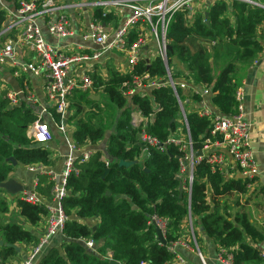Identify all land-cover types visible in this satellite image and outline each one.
I'll list each match as a JSON object with an SVG mask.
<instances>
[{"label": "trees", "instance_id": "16d2710c", "mask_svg": "<svg viewBox=\"0 0 264 264\" xmlns=\"http://www.w3.org/2000/svg\"><path fill=\"white\" fill-rule=\"evenodd\" d=\"M95 16L103 23L114 19L112 14L104 15L101 10H96ZM5 21L6 14L0 10V33ZM263 24L264 9L242 2L211 4L204 14L194 16L188 11L177 13L167 32L168 46L172 47V52L168 51V64L175 70L173 78L192 80L194 84L211 88L212 102L218 111L232 115L237 88L249 67L264 54L258 32ZM134 40L135 37L131 42ZM202 41L215 42L216 46L207 48ZM174 57L182 67L177 66ZM145 74L154 78L166 76L167 69L159 56L151 61L142 58L131 75L112 70L110 78L104 80L93 74V91L99 94V101L92 100L89 92L78 91L72 96L67 124L75 126L74 142L83 147L105 140L110 166L106 173L101 151H96L87 162L77 160L79 172L68 179V195L62 202L69 216L62 246L49 247L40 264H110L111 259L120 264H171L176 253L170 248L181 238L189 212L198 244L201 233L214 241L218 250H230L235 264H264L259 250L249 243L264 241V217L260 224L244 207L232 214L233 208L226 201L235 195L246 196L247 205L255 195L259 200L253 205L264 215V187L251 192L254 179H226L221 172H213L202 159L195 167L189 197L186 191L180 194L181 153L176 146L169 145L164 152L148 148L140 160L143 149L131 123L134 108L145 116L155 112L149 132L162 142L181 125L179 105L170 87L144 91V95H135L130 100L122 95L125 81L133 75ZM178 93L187 106L201 99L200 94H185L180 88ZM103 96L105 104L101 103ZM86 106L89 110L85 112ZM50 111L54 123L50 125L49 138L53 140V127L65 120L54 109ZM187 119L193 148L198 152L210 135V122L196 112L188 113ZM36 121L37 115L28 103L11 106L7 92L0 90V183L9 180L15 171L12 160L27 168L52 165L50 150L45 146L35 148L34 139L27 135L28 127ZM120 161L138 163L125 167L119 165ZM39 178L36 192L50 197L48 176L42 174ZM18 208L24 224H3L0 219V235L7 244L34 245L39 239L26 226L39 224L47 209L24 200L18 201ZM8 209L7 201L0 199V214ZM154 216L169 222L166 245L158 240ZM92 220L97 224H88ZM200 228L203 231L199 232ZM88 240L97 245L96 251L86 247ZM15 254V249L4 246L1 264H6Z\"/></svg>", "mask_w": 264, "mask_h": 264}, {"label": "built area", "instance_id": "2783aa9c", "mask_svg": "<svg viewBox=\"0 0 264 264\" xmlns=\"http://www.w3.org/2000/svg\"><path fill=\"white\" fill-rule=\"evenodd\" d=\"M219 2L226 4L242 2L264 9V0H21L19 2L14 11L13 20L0 33V36H11V40L0 47V60L9 61L15 68L16 76L31 74L45 80L46 102L39 104L35 95L27 91H25L24 100L20 99V93L14 92L7 93V98L11 106H18L25 101L33 108L37 115V121L28 127L27 135L33 138L36 144H47L52 141L49 138L50 124L54 123V119L50 110L54 109L60 113L65 121L56 126L57 131L64 138L70 150V153L65 157L61 173L53 172L51 166L28 167V170L34 174L48 176L51 192L48 200L37 192L23 195L22 200L27 203L45 206L47 214L43 223L44 233L32 249L29 258L22 264H34L55 236H63L69 216L63 208L62 202L68 195V179L73 173L79 172L76 165L77 160L87 162L96 151H101L107 169L110 166L106 146L104 148L100 142L97 145L87 143L81 147L74 142L73 131H69L67 115L70 116L69 108L72 96L78 90L87 92L93 88L92 74H89L87 70H82L80 75L75 74L73 73L75 68L78 66L83 69L84 67L89 68L90 63L101 59L102 52L113 51L125 55L128 63L127 74L131 75L139 61L144 58L142 57L143 48L147 47L150 34L158 56L166 66L167 74L165 77L156 78L147 74L133 75L130 80L123 83L122 95L130 100L135 95H144V91L170 87L179 105L182 126L162 142L149 132L155 119V112L145 116L140 109L134 108L131 123L137 130L138 144L143 149L140 160H143L148 148L164 152L169 145L176 146L181 153L178 173L180 187L188 193L189 197H191L195 167L202 159L206 160L213 172H221L226 179L252 180L257 176L259 168L250 139L251 123L247 118L245 107L244 84L236 90L235 112L232 115H223L208 101L213 95L211 88L194 84L192 80L188 79H174L172 74L175 70L168 64L167 32L174 16L181 11H188L191 16L204 14L211 4ZM96 10H101L104 15L109 13L117 17H122V10H129L130 13L121 22V25L112 30L104 25L99 17L95 16ZM70 11L76 14V18H87L81 38L101 51L86 54L80 49L67 55L60 53L58 48L45 41L40 20L45 21L47 32L55 38L65 39L75 36V29L68 15ZM140 25H143L149 33L136 29ZM258 32L264 45V24L259 27ZM133 37L135 40L131 42ZM202 44L207 48L216 46L215 42L210 41H202ZM23 50H27L32 55L33 61H19V53ZM87 50L89 49L86 48ZM178 88L185 94H200V101H196L194 104L196 112L200 117H205L210 122V135L203 142V147L200 150L201 157L196 156L197 152L193 148L187 119L189 112L185 108V103L180 99ZM187 91L188 93H186ZM154 108L156 111L160 110L157 107ZM221 150H224L226 154ZM226 155L232 159L231 162H228ZM252 186L250 187L251 191L253 190ZM153 223L156 228L162 231L165 238L169 222L154 216ZM187 224L190 226V234L186 233L187 239L183 237L182 233L181 238L174 242L170 248L173 253H176V259L171 264H187V260L180 254V250H195L202 263L207 264L199 244L196 242L195 227L190 212L184 221V227H187ZM249 243L259 250V257L264 262V241L257 244L250 240ZM85 245L90 250L96 251L97 249V245L92 240L85 242ZM107 256L111 259V252H108ZM217 260L219 264H235L234 254L224 248L218 250Z\"/></svg>", "mask_w": 264, "mask_h": 264}, {"label": "crops", "instance_id": "0c3cea01", "mask_svg": "<svg viewBox=\"0 0 264 264\" xmlns=\"http://www.w3.org/2000/svg\"><path fill=\"white\" fill-rule=\"evenodd\" d=\"M20 1L21 0H1L0 10H3L6 14V21L4 23L3 30L5 26L8 25V23L13 20L14 11ZM121 13H123L122 17L121 16L117 17L113 15L114 19L103 24L112 30L117 28L119 25H121V22L125 19L127 15H129L130 12L129 10H122ZM68 15L75 29V36L65 39L55 38L49 35V33L47 32L45 21L40 20L39 23L42 28L43 38L45 39V41L51 46L58 48L60 53L67 55L77 52L80 49H82V52H85L86 54H91L94 51H101V49L93 46L90 42L84 41L81 38V34L85 27L87 18H81V19L76 18V14L73 11L68 12ZM136 29L147 32L143 25L138 26ZM149 39L150 40L147 43V47L143 48L142 57L146 58L148 61H151L158 56V52L154 45L151 34ZM10 40H11V36L9 35L0 36V47H2V45H4L6 42ZM86 48H88L89 50L86 51ZM18 58L19 61L21 62L33 61L32 55L29 54L27 50H23L22 52H20ZM100 58L101 59L99 61L90 63L89 68L84 67L83 69V67L81 66L76 67L73 73L80 75L82 70H87L89 71V74L100 75L104 80H108L110 78L112 70H118L122 74H127L128 63L123 53L113 52V51L102 52V56ZM177 66L182 67V65L179 66L178 64ZM242 84H244L245 107L247 112V118L251 123L250 139H251L253 151L256 155V160L259 168L257 176L254 177V183L252 186L253 190H255L264 187V54H262L252 64V66L249 67L246 78L244 79ZM0 90L6 91L7 93L9 92L20 93L21 100H24L25 91L31 92L38 99L39 104H45L46 102L45 80H43L42 78L35 77L31 74L16 76L15 68L7 60H0ZM87 92L91 93L92 100H95L96 98L98 99L95 101L100 100L99 94L94 92L93 88H91V90ZM186 93H188V91ZM212 97L213 95L210 96L208 101L211 104V106L214 107L215 105L212 102ZM194 104H195L194 101L188 106L185 104V108L189 113L197 111ZM72 126L75 129V126L73 124ZM180 126H182V122ZM74 129L72 130L73 132ZM103 141L105 143V145L103 144L105 148L106 142L105 140H102L101 142ZM46 146L52 153L51 170L56 173H61L63 170V163L65 157L70 153L68 145L66 144L61 134H59V132L56 131V133H54L53 140L47 143ZM221 152L226 154L224 150H221ZM226 158L228 159V162L232 161V159L227 155ZM10 179L20 183L25 188L26 192L18 195L10 194L5 190L4 192H0V199L7 201L9 207L7 213L0 214V219L3 224L18 223L23 225L25 219L20 214V210L18 208V201L22 200L23 195L37 191V189L35 190V188H37V186L40 184V178L39 175L29 171L27 167H24L23 165L17 163L15 171L13 172ZM45 195L47 196V194ZM43 197L45 198L44 195ZM49 198L50 197H47L45 199L48 200ZM227 203L230 207L232 206L231 202L228 201ZM43 223H44V218L39 224L31 227L28 226L38 237L39 240L41 239L44 233L45 227ZM88 224L96 225L97 221L92 220L89 221ZM185 230L186 227H184L183 237L187 239L188 236L186 235ZM198 230L199 232H201L200 229ZM199 239H200L199 248L201 251L203 248H204L203 249L204 252L206 251L205 253L208 258L209 264H219L217 260L218 248L217 245L214 243V241L210 240L204 234L201 233L199 234ZM0 240L4 241L1 235H0ZM63 240L64 238L62 235L55 236L51 240L50 245L44 250L43 254L36 259L34 264H40L41 259L43 258L44 254L46 253L49 247L61 248ZM4 244H6L5 241ZM36 244L34 245H28L25 243L17 244V246L20 248V251L19 252L16 251V254L12 256L9 260H7L6 264H22L23 261L29 258L31 251ZM4 246L5 245L0 246V254ZM180 254L187 260V264L200 263V260L195 250L194 251L180 250Z\"/></svg>", "mask_w": 264, "mask_h": 264}, {"label": "water", "instance_id": "95a60500", "mask_svg": "<svg viewBox=\"0 0 264 264\" xmlns=\"http://www.w3.org/2000/svg\"><path fill=\"white\" fill-rule=\"evenodd\" d=\"M168 51L172 52V47L168 46ZM175 62H177V64L180 66V62L178 60L177 57H174ZM95 99V98H94ZM98 98H96L95 100H97ZM69 117V115H67V118ZM45 146L46 147V143H37L34 145L35 148H39ZM197 157H201L202 156V152L198 151L196 153ZM14 165H17V162L15 160H12ZM138 163V161L135 162H128V161H120L119 165L120 166H125V167H130L132 165H136ZM109 169L106 170V173H108ZM0 189L5 190L6 192L13 194V195H18L21 193H25L26 190L25 188L18 182L14 181V180H7L6 182L0 183ZM183 188L180 187V194H183ZM27 230H30V227L26 226ZM94 230L96 229V227L93 228ZM200 231H203L202 228H200ZM156 232H157V237L158 240L163 244L166 245V240L162 234V231L159 228H156ZM5 245L6 247H11L13 249H15L16 251H20V248L17 245H13V244H4V241L0 240V246ZM110 264H120L119 262H117L116 260H110Z\"/></svg>", "mask_w": 264, "mask_h": 264}, {"label": "rangeland", "instance_id": "374dc122", "mask_svg": "<svg viewBox=\"0 0 264 264\" xmlns=\"http://www.w3.org/2000/svg\"><path fill=\"white\" fill-rule=\"evenodd\" d=\"M88 1H95V0H88ZM101 103H106V101H105V97L103 96L102 97V99H101ZM89 110V106H86L85 107V112L86 111H88ZM84 112V113H85ZM82 116V115H81ZM107 121V120H106ZM51 125V124H50ZM68 128H69V131H71L72 132V130L74 129L73 128V126H72V124H70V125H68ZM56 131H57V127L56 126H54L53 127V132L54 133H56ZM105 145V143H104V141L103 142H101L100 143V145ZM254 191V190H253ZM252 192V191H251ZM247 199V197L246 196H239V195H235V196H233L232 198H227L226 199V201L228 202H231L232 203V206H231V208H233V210H232V214L236 211V209H242V207H244L245 209H247L248 211H249V213L251 214V217L253 218V220L254 221H259V223L261 224V220H262V217H264V215H263V212L262 211H260V210H258V209H256L255 207H254V205H253V203L255 202V200H259V198L258 197H256L255 195H253L252 196V201H250V204H247L246 205V203H245V200ZM239 204V205H238ZM237 206H240V207H238L237 208ZM259 225V224H258ZM193 226L195 227V225L193 224ZM190 226H188V224H187V227H186V230H185V232L187 233V234H190ZM202 244V243H201ZM201 249H202V247H201ZM204 249V248H203ZM202 249V254H203V257H204V259H205V261L207 262V264H209V262H208V258H207V256H206V251L204 252V250ZM200 260V259H199ZM199 264H203L202 263V261L200 260V263Z\"/></svg>", "mask_w": 264, "mask_h": 264}]
</instances>
